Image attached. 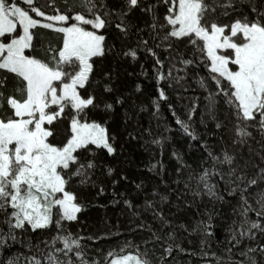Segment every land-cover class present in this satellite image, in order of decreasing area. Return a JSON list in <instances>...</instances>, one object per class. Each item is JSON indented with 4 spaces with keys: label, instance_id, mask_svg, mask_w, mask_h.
<instances>
[{
    "label": "snow or ice",
    "instance_id": "snow-or-ice-1",
    "mask_svg": "<svg viewBox=\"0 0 264 264\" xmlns=\"http://www.w3.org/2000/svg\"><path fill=\"white\" fill-rule=\"evenodd\" d=\"M24 3L27 8L19 6L16 0H0V69L15 74L17 86L14 92L19 94L6 97L8 111L0 116V213L3 214L0 224L7 226L6 231L0 228V246L9 240L16 242L17 230L34 233L55 224L56 235L44 242L48 251L43 256V264H98L95 259L86 258L82 245L84 237L66 231L63 222L77 220V214L87 207L78 202L74 191L69 190L73 178H79L80 185L89 183L91 172L96 168L94 159L82 158L80 153L94 155L96 150L104 149L112 155L116 151L110 142L114 137H109L106 126L115 114V106L124 104L122 95L112 97L117 91L116 72L114 68L101 67L99 78L92 79L96 69L92 58L103 59L111 52H116L117 57H130L132 61L138 59L141 51L150 57L160 99H166L165 91L159 88V82L166 78L163 72L166 62L167 79L177 83L185 79L189 66L204 65L207 79L199 76L200 87L207 91L208 81L215 86V91H209L206 97L209 101L206 108L208 119L214 122L216 130L225 128V123L217 115V98H222L227 109L225 120L230 123L228 132L232 147H221L219 152H214L207 139L197 135L191 123L195 102L188 109L186 120L180 119L173 111L180 130L191 141L199 140L206 153L201 165L211 162L210 168L203 167L195 177L189 174L185 191L193 197L206 195L213 202L224 201L217 184L210 179L219 175L225 181L229 196L240 193L239 205L232 211L238 212L241 219L238 227L229 226L227 229L229 241L238 246L245 237L254 239L258 232L264 233V222L248 217L249 211L254 210L248 199L249 189L264 183V166H261L264 165V0H155V3L144 6H141L142 0H116L118 6H110L108 0H72L71 3L66 0L63 8L57 7L54 0H48V4L42 7L36 6L34 0H24ZM161 5L166 7L162 16L157 11ZM137 8L149 19L139 24L129 19ZM30 13H34L35 18ZM37 26L63 34V44L58 51L49 49L51 62L25 55V49L32 47L33 32L30 29ZM109 29L115 32L111 44L104 34ZM146 30L147 38L143 35ZM130 36L137 37L136 43L124 45L122 42ZM118 42L121 44L119 48ZM185 42V47H192L188 58L180 50V45ZM157 49L168 55L162 59ZM140 74L147 75L143 64ZM5 81L6 77L0 80V88L6 86ZM89 86L88 94L82 95L81 89ZM101 87L98 97L96 91ZM140 87L138 83L137 90ZM4 101V93L0 91V107ZM153 103L156 105V98ZM90 108L99 118H89ZM169 108H172L171 104ZM67 109H71V115L68 127L61 134L64 139L53 143L51 138L58 131L54 125L61 122ZM201 124H205L203 114ZM249 129H254L261 137L257 141L259 150L253 149L250 143L253 131ZM212 134L209 132L207 136ZM159 142V139L152 141L154 144ZM245 146L250 154L248 157L242 151ZM252 153L259 157L260 164L252 160ZM172 155L186 166L181 154L173 151ZM157 165L163 168L159 162L151 168L155 169ZM105 167L111 175L113 168ZM249 167L256 169L252 176L248 175ZM176 172L179 174L181 168L178 167ZM193 179L197 184L195 188L190 184ZM112 183L115 185L117 181ZM141 187L136 185L137 189ZM104 191L101 184L98 195ZM156 194L153 189V195ZM251 195L260 205L256 210L257 217H264V189L258 188ZM169 199L168 195L160 196L161 201ZM181 201L182 194L177 195V206ZM123 203L131 207L130 200ZM145 205L152 209L153 218L160 223L161 229L171 227V220L156 208L154 200H146ZM206 215L207 220L199 223L210 234L213 212L206 209ZM136 227L144 229L146 225L140 223ZM148 231L150 235L143 241V252L137 247L135 252L125 254V250L131 247L125 243L119 252H108L105 259L109 264H166L165 258L173 248L185 251L179 243H169L175 240L174 231L161 235L159 230L150 226ZM58 241L61 247H56ZM160 241H163L161 253L157 254L149 245ZM26 246L31 247L30 244ZM258 247L264 256V244ZM255 250L246 246L238 253L245 259L238 261L233 259L232 249L228 248L225 251L229 256L223 261L218 258V264H245V261L260 264L249 255ZM25 260L27 264H42L36 256L25 257ZM6 264H19V260L9 257Z\"/></svg>",
    "mask_w": 264,
    "mask_h": 264
},
{
    "label": "trees",
    "instance_id": "trees-1",
    "mask_svg": "<svg viewBox=\"0 0 264 264\" xmlns=\"http://www.w3.org/2000/svg\"><path fill=\"white\" fill-rule=\"evenodd\" d=\"M71 2L72 0H67V3ZM108 2L110 6H118L116 0H108ZM149 2L155 3V0H142L141 6ZM34 3L36 6L42 7L48 4V0H34ZM54 3L57 7L63 8L66 0H54ZM45 10L50 11V9ZM157 11L162 16L166 7L161 5ZM30 14L35 17L34 13ZM129 19L136 20L139 24L149 18L137 8L133 10ZM30 31L33 32L32 47L25 49V55L36 56L46 62H51L52 52L49 49L58 51L63 44V34L42 26H37ZM104 34L108 38V43L111 44L115 32L109 29ZM143 35L145 38L148 37L147 30ZM136 39V36H130L122 43L132 46L136 43ZM5 42L7 41L5 40ZM185 44L186 42L180 45V50L185 52V58H188L187 54L192 52V47H185ZM149 45H152L151 40H149ZM120 46L121 44L118 42L117 48ZM157 51L162 59L168 55L162 49H157ZM92 59L96 65L92 74L93 81L99 78L101 67L114 68L117 76L115 81L117 91L112 93V97L122 95L124 104L115 106V114L106 125L109 137H114V139H110V142L116 149L115 153L108 155L104 149L96 150L94 155L81 152L82 158L87 156V159H94L96 168L91 172L89 183L80 185L77 182L79 178H73L69 185V190L76 193L78 202L85 203L87 207L77 214V220L64 221L63 224L66 231L84 237L82 245L87 253L86 258L95 259L98 264H109V261L105 259L106 254L113 250L119 252L125 243L131 245L125 250V254L127 251L135 252L137 247L143 252L145 248L143 241L147 240L150 235L148 231V226H150L154 230H159L161 235L168 231H174L175 240L169 241V243H179L185 249L181 252L173 248L171 254L165 258L166 264H218V258L223 261L229 256V253L225 251L228 248L232 249L231 256L234 260H244L245 258L238 253L246 246L254 247L256 250L249 255L254 256L260 264H264V256L261 255L258 247L259 244H264V233L258 232L254 239L245 237L238 246H233L234 242L228 239L227 229L229 226L238 227L241 219L238 212L233 213L232 211L239 205V192L229 196L225 191V181L219 175L210 177V179L217 184V190L220 195L224 196V201L213 202L206 195L193 197L190 192L185 191V182L189 174L191 173L195 177L203 167L210 168L211 162L201 165L206 153L200 147L199 140L191 141L180 130L176 123V116L186 120L187 111L195 102L196 109L191 123L197 135L201 139H207L214 152H219L221 147H232L228 132L230 123L225 120L227 109L222 98H217V115L225 123V128L216 130L214 122L208 119L206 108L209 101L206 97L209 91H215V86L211 81H208L207 91L200 87L199 76H204L207 79V69L204 65L189 66L185 79L177 83L167 79L168 62H166L163 68L166 78L159 82V88L165 91L166 99H160L157 82L154 78L153 61L143 51L140 52L136 61H132L130 57L127 59L122 56L117 57L116 52L107 53L103 59L97 57ZM141 64L146 69L147 75L140 74ZM173 75L176 73L173 72ZM180 75H184V73H180ZM5 77L6 86L0 88L5 97L3 107H0V116L5 115L8 111L6 97L10 94L19 95L14 92L17 86L15 74L0 69V80H4ZM138 83L141 85L139 90L136 88ZM90 90L91 86L81 89V94L86 96ZM101 92L102 87L97 89L96 95L99 97ZM154 98H156V105L159 107L154 105ZM170 104L172 105L171 109L169 108ZM173 111L176 116L173 115ZM202 114L205 124H201ZM70 115L71 109H67L61 122L54 125L58 131L57 135L51 138V142L60 143L64 139L61 134L68 127ZM88 116L89 118H99L96 111L91 108L88 109ZM146 129L147 131H145ZM249 130L253 131L250 143L253 149L259 150L257 141H260L261 137L254 129ZM209 132L213 133L211 137L207 136ZM221 137H223V141H221ZM157 139L160 140L159 143H152ZM173 151L182 155L183 165L186 166H182L180 161L172 155ZM242 151L245 157L250 155L246 146ZM251 158L260 164L259 157L255 153L251 154ZM157 162L162 163L163 168H160L159 165L155 169L151 168V165ZM105 166L113 168L114 171L111 175L107 173ZM178 167L181 168L179 174L176 172ZM224 168L226 171V166ZM247 171L248 175L252 176L256 169L249 167ZM113 180L117 181L115 185L112 183ZM93 182H95V186ZM101 184L105 191L98 195ZM137 184L142 187L137 189ZM190 184L193 188L197 187L195 179L190 181ZM258 188L264 189V183L249 189L248 199L254 210L249 211L248 217L264 222V217L256 215V210L260 205L251 195V193H256ZM153 189L156 190V195H153ZM181 194L182 201L180 206H177V195ZM161 195H168L170 199L161 201ZM126 199L131 201V207L123 203ZM146 200L155 201L156 208L162 210L166 218L171 220V227L160 228V223L153 218L152 209L146 207ZM183 201L191 203L186 204ZM206 209L213 212L210 234L206 233L199 223L207 220ZM2 220L3 214L0 213V221ZM234 220L236 221L235 225H233ZM140 223H144L146 227L144 229L137 228L136 226ZM181 224L184 225L183 228L180 227ZM0 228L7 230V226L4 224H0ZM54 235H56L55 224H52L49 229L37 230L34 233L31 230L26 232L17 230L16 242L13 243L9 240L7 244L0 246V264H6L9 257L18 258L19 264H27L25 257L28 256H36L43 264V256L48 251L44 242L50 240ZM89 237H98V239ZM201 241L204 243L202 244ZM28 244L31 247H27ZM161 244L163 241L150 244L149 247H154L156 253L160 254ZM61 246L58 241L56 247ZM212 253L215 255L213 256ZM73 259H75L74 256ZM153 259H155L154 256ZM245 264L248 262L245 261Z\"/></svg>",
    "mask_w": 264,
    "mask_h": 264
},
{
    "label": "rangeland",
    "instance_id": "rangeland-1",
    "mask_svg": "<svg viewBox=\"0 0 264 264\" xmlns=\"http://www.w3.org/2000/svg\"><path fill=\"white\" fill-rule=\"evenodd\" d=\"M16 3L19 5V6H21V7H23V6H26L27 7V5L24 3V0H16ZM35 18V17H34ZM66 26V25H65ZM17 35H19V32L17 33ZM4 54H6V53H4Z\"/></svg>",
    "mask_w": 264,
    "mask_h": 264
}]
</instances>
